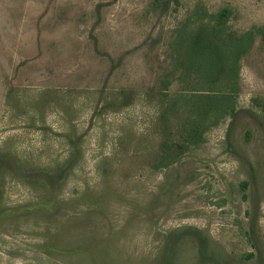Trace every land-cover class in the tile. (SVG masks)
Wrapping results in <instances>:
<instances>
[{"label":"rangeland","instance_id":"1","mask_svg":"<svg viewBox=\"0 0 264 264\" xmlns=\"http://www.w3.org/2000/svg\"><path fill=\"white\" fill-rule=\"evenodd\" d=\"M196 7L262 32L235 114L159 169ZM263 33L264 0H0V264H264Z\"/></svg>","mask_w":264,"mask_h":264},{"label":"trees","instance_id":"2","mask_svg":"<svg viewBox=\"0 0 264 264\" xmlns=\"http://www.w3.org/2000/svg\"><path fill=\"white\" fill-rule=\"evenodd\" d=\"M230 15L228 7L215 13L196 7L175 31L171 75H176L185 87L170 96L169 83L163 86L159 118L170 139L161 145L155 163L159 169L177 163L185 151L203 142L208 130L236 112L240 61L252 49L256 34L262 31L237 33L228 25ZM260 106L264 112V103ZM173 113L185 115L176 137L170 131Z\"/></svg>","mask_w":264,"mask_h":264}]
</instances>
